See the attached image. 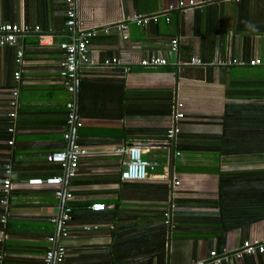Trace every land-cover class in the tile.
<instances>
[{
  "label": "crops",
  "instance_id": "crops-1",
  "mask_svg": "<svg viewBox=\"0 0 264 264\" xmlns=\"http://www.w3.org/2000/svg\"><path fill=\"white\" fill-rule=\"evenodd\" d=\"M72 1L82 27L99 29L88 61L77 65L75 96L59 75L68 1L0 0V23L52 35L40 44L28 31L0 46V199L3 179L11 180L7 205L0 204V264H43L49 235L65 246L63 264H211L210 251L219 264H264V251L235 255L244 241L264 245V0H193L184 9L169 8L177 0ZM139 15L155 19L114 25ZM151 54L167 63L143 66ZM113 56L119 63L105 65ZM191 57L207 64H190ZM232 59L244 64H217ZM70 99L79 126L68 122ZM175 101L184 115L167 139ZM68 141L88 150L72 176L46 159ZM124 144L139 145L159 165L144 179H121L124 157L114 149ZM53 175L60 184L28 182ZM98 202L104 207L92 209ZM67 206L61 238L50 219Z\"/></svg>",
  "mask_w": 264,
  "mask_h": 264
},
{
  "label": "built area",
  "instance_id": "built-area-1",
  "mask_svg": "<svg viewBox=\"0 0 264 264\" xmlns=\"http://www.w3.org/2000/svg\"><path fill=\"white\" fill-rule=\"evenodd\" d=\"M68 1V8L66 10V28H67V38L63 41L59 42V49L61 50V59H60V70L59 75L60 78L66 87V89L75 96V86L77 79V65L80 62L88 61V53H89V43L93 37H95L99 31L97 28H88L85 29L82 27L81 23L78 21L77 12L73 6L72 0ZM194 5L193 0H177L175 5L169 6V8H179L184 9L186 7H190ZM135 20L137 25H144L148 22L149 19H155V15L150 17L133 16L126 17L124 21H121L118 24H114L116 27L120 29H124L127 27L128 20ZM108 26L101 29L104 32H109ZM28 31H33L38 36V42L40 44H49L52 42V35L48 32H43L38 25L29 26L25 23L22 24H11V23H0V46L7 43H14L18 36L24 35ZM126 38V35L123 36ZM178 48V39L177 37L169 38V51L176 52ZM18 57L21 56V51H18ZM120 59L118 57H111L104 60L105 65L117 64ZM140 63L143 66H157L163 65L167 63V59L164 57L156 56L154 54L148 55L145 58L140 60ZM190 64L194 65H204L206 62L202 61L198 57H191L189 60ZM212 63V62H211ZM260 63L258 58L251 59L249 64L255 65ZM217 64L220 65H231V64H244V62L232 59V60H220L217 61ZM14 77L16 79L19 78V71L14 72ZM13 94L15 97L17 96V91H14ZM13 98L9 101L10 110L8 111V116L11 121L14 122L16 117V108L18 105V98ZM74 99H70L66 102V106L69 108L68 113V122L72 125H81L80 121H77L74 112ZM183 103L181 101H175L172 105V113L171 125L166 130V138L171 139L175 136L177 132H179V126L177 125V120L182 118L184 113L182 111ZM9 132H13V125L8 128ZM71 131L64 133L65 140L70 139ZM69 142V141H68ZM8 144L13 143V139L10 138L7 141ZM114 152L123 155L122 166L120 169V178L121 179H144L146 178L150 172H153L155 168L159 165L157 160H150L143 157V149L136 144L131 145H119L114 149ZM88 153L86 147L79 145L74 141H70L67 146L63 149L54 150L46 155V159L49 162L57 163L63 173L68 176L74 175L78 161L81 156ZM179 154V152H176ZM263 168H264V160H263ZM6 173H10V166H6ZM62 181L61 175H53L49 176L45 179L41 178H30L28 180L31 184H41V183H49V184H60ZM179 180L175 177L172 179V185H178ZM11 186L10 176H6L2 181V193L3 197L0 199V204L5 207L7 205V196L9 193V189ZM55 194L58 197H62L63 195L70 199L72 197L70 192L63 191L62 189L55 190ZM104 207L103 203H93L91 208L94 210H99ZM174 206L171 204V208L169 207L167 211L164 213L165 222L170 223V218L173 213ZM70 207H64L61 213L58 216L51 217V221L57 223L59 225V235L61 238H66L68 235V221L70 219ZM0 221H6V214L2 213L0 216ZM49 242L52 243V246L49 247L44 253L43 264H63L66 250L62 241L56 240L55 235H49ZM59 238V237H58ZM61 240V239H60ZM264 245L262 244H253L249 241H244L242 247L236 251L235 255L237 257H241L244 254L252 255L256 252H263ZM210 256L212 260L211 264H219L220 258L216 257L215 251H210ZM120 264V263H118Z\"/></svg>",
  "mask_w": 264,
  "mask_h": 264
}]
</instances>
